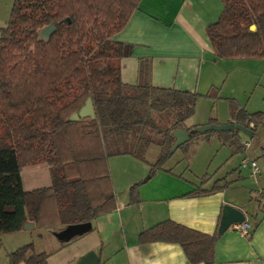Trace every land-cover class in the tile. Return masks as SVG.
Returning a JSON list of instances; mask_svg holds the SVG:
<instances>
[{
	"label": "trees",
	"instance_id": "1",
	"mask_svg": "<svg viewBox=\"0 0 264 264\" xmlns=\"http://www.w3.org/2000/svg\"><path fill=\"white\" fill-rule=\"evenodd\" d=\"M222 1L218 19L206 27L216 56L264 58V0ZM139 2L13 1L9 20L0 28V248L2 235L21 231L27 222L36 229L54 230L58 225L93 222L114 210L109 157L130 154L146 161L139 151L154 142L159 153L149 163L153 176L173 154L175 130L185 129L188 141L216 133L185 126L198 93L122 82L118 61L131 55L132 46L113 36L125 27ZM49 25L54 31L47 40L40 39L39 31ZM87 98L95 118L69 120ZM229 106L235 123L250 129L255 138L264 111L247 112L233 99ZM152 112L170 114L173 121L163 127ZM208 124L218 123L211 119ZM147 130L158 139L146 137ZM217 135L223 144L241 150L238 131ZM115 142L131 143L133 148L113 150ZM261 151L264 162V148ZM42 162L49 168L50 185L25 190L22 169ZM139 185L130 187L129 204L138 203ZM216 189L196 187L186 196ZM261 192L264 199V188ZM260 205L264 211V201ZM217 238L216 232L205 234L166 220L140 232L138 241L176 243L190 264H213ZM7 258L9 264H46L48 255L36 253L30 242Z\"/></svg>",
	"mask_w": 264,
	"mask_h": 264
},
{
	"label": "crops",
	"instance_id": "2",
	"mask_svg": "<svg viewBox=\"0 0 264 264\" xmlns=\"http://www.w3.org/2000/svg\"><path fill=\"white\" fill-rule=\"evenodd\" d=\"M13 1L0 0V9L5 7L0 14V28L8 22V11ZM223 7L222 0H140L137 10L132 13L125 27L113 36L115 41L132 46L131 55L118 61L123 83H149L153 87L213 97L210 100L213 102L212 109L207 112L199 109L197 99L191 116L194 119L190 125L185 124L187 128L206 125L211 119L218 124L235 122L230 113L231 99L241 109L253 113L252 109H247V103L240 102L235 92L237 58H218L206 35V27L218 19ZM229 78L231 83L226 86ZM226 89L229 94L223 95ZM219 103L221 111H218ZM261 128L264 129L263 126ZM238 138L242 148L237 172H226L224 176H206L200 182L187 178L182 172H176L186 157L183 151H174L171 158L177 154L176 163H165L161 170L144 181L142 178L149 173V163L152 161L147 163L130 154L109 157L107 164L116 197V208L99 215L91 222L92 228L87 233L65 243L53 236L50 232L53 229H42L37 233L36 242L33 240L35 252L48 255L46 264H78L80 257L89 251L96 252L98 264H190L179 244H140L139 233L166 220L205 234L218 233L223 207L230 205L244 212L245 222L250 227L247 233H241L230 225L218 234L213 264H264V211L260 205L264 199L257 198L251 202L249 199L252 189L238 175L241 169L249 170V176L262 175V187L256 191L262 193V171L261 174L254 175L250 165L243 167L242 162L245 159L255 161L261 168L264 163L261 159L264 133L257 142L242 138L239 134ZM186 142L200 145H197L199 150L194 152V156L200 151L205 165L211 164L215 152L221 146H228L216 134L201 135ZM204 146H207V151ZM156 154L157 152L151 155ZM128 158H132L131 161ZM119 160H137L132 165L133 172L129 167L122 169L124 177L119 172L117 174V168L114 170L112 163ZM187 168L190 169L189 164ZM21 177L25 190L46 187L51 183L50 171L44 162L24 167ZM256 182L259 183V180H255ZM138 183V203L129 204V189ZM214 186H218V189L213 192L186 196L196 187L211 190ZM258 211H262L263 215L258 217ZM31 229H34V224L30 229L13 232L19 239L16 248L32 240L21 235ZM0 264L9 262L5 260Z\"/></svg>",
	"mask_w": 264,
	"mask_h": 264
},
{
	"label": "rangeland",
	"instance_id": "3",
	"mask_svg": "<svg viewBox=\"0 0 264 264\" xmlns=\"http://www.w3.org/2000/svg\"><path fill=\"white\" fill-rule=\"evenodd\" d=\"M11 8L12 7H10L8 11V16H10L9 13L11 12L10 11ZM3 10H5V7L3 9H0V14L3 12ZM252 26L255 27L254 25ZM230 83H231V80L229 78V80L226 82V86L230 85ZM234 88L236 90L235 92L237 94V98H239L240 102H245L248 104L247 105L248 110L250 108L253 110V112L264 111V58H254V57L237 58V85H234ZM222 94L223 95L229 94L228 90L227 89L224 90ZM212 98L210 96L209 97L199 96L198 98L199 99V102H198L199 109L200 110L202 109V111L204 112H207L210 109H212L213 102H210ZM221 107H222L221 103H219L218 111H221ZM213 109H214L213 112H215L216 107H214ZM151 114L154 120L159 121V124L163 127H166L167 125H169L171 121H173V117L170 114L157 113V112H152ZM193 119L190 117L187 121H185V124L190 125ZM262 126L264 128V122L261 126H259L256 137L253 139L251 138V140H255V142L259 141V138L262 136V133H264V129L261 128ZM190 128L196 129L194 127H190ZM149 130H147L148 132H145L146 137L148 136L152 139H158V137H156V135ZM215 134L217 135V132L213 133V135ZM238 134L242 138L247 139V137L243 133L238 132ZM130 142H134V140H131ZM192 143H194V146ZM197 145L198 147H200L198 143L186 142L182 144L181 147L176 149L177 150L176 153H180L181 151H183L182 153L185 154L186 156L185 158H183V161H181L180 166L178 167V169H176V172H182L184 176H187V178L190 177L191 179L196 180L197 182H200V180H202V178L206 176L212 177L215 174L219 176H222V175L224 176L226 175V172H234V171L237 172L241 150L237 151L228 146H221L219 151L215 152V158H213V160L211 161V164L205 165L204 157L201 156L200 151L198 152L196 157L194 156L195 155L194 152L199 150V148H197ZM132 148L133 146H131V143L120 144V143L115 142L114 144L111 145V149L113 150L117 149V150L130 151L132 150ZM204 149L207 151L208 149L207 146H204ZM155 152H157L156 154L157 156L159 153V148L154 142L150 143L148 147L147 145H143L139 151V153L142 154V156L146 159L147 163L150 161L153 162V160H155L156 156L151 155V154H154ZM176 155H174L173 158H170L166 163H168V165L176 163L177 161L175 160ZM128 159H130L131 161L132 158H128ZM130 161L127 162L125 160H119L117 162H113L112 163L113 169L115 170V168H117L116 173L118 174L119 172V174H121L124 177L125 175L124 173H122V169L130 167L131 168L130 171L132 173L133 172L132 165L137 160H134V162H130ZM188 164L190 165V169L187 168ZM191 171L193 172L191 173ZM113 172L116 175L115 171ZM238 175L241 176L240 180L243 183L247 184L252 189L250 192L251 198L249 199L251 202H254L257 198L258 199L263 198L261 194L256 192L262 187V184H263L262 175L256 176V177L249 176V170L247 169H241L240 172H238ZM149 176H150L149 173H146L144 177L142 178V181H144ZM255 180H259V183L257 182L255 183ZM248 219L249 221L252 220L250 216H248ZM60 229H62V226L58 225L54 230L50 232L54 236V233L58 232ZM41 230L42 229L34 228V229L24 232L25 234H21V235H26L27 237L32 238V240L29 241L28 243L30 242L33 243V240L34 242H36L37 233L40 232ZM14 235L16 234L7 233V234H4V236L2 235L1 237L2 246L0 248V263L4 262L5 260L8 261V258L6 256L8 252H11V250L14 251L17 249L16 246L17 244H19V241H18L19 239L17 238L18 236H14ZM19 237H21L22 239V236H19Z\"/></svg>",
	"mask_w": 264,
	"mask_h": 264
},
{
	"label": "water",
	"instance_id": "4",
	"mask_svg": "<svg viewBox=\"0 0 264 264\" xmlns=\"http://www.w3.org/2000/svg\"><path fill=\"white\" fill-rule=\"evenodd\" d=\"M255 27H251V30H254ZM54 31L53 25H49L44 27L39 31V37L42 40H47L49 36ZM89 117L90 119L95 118V112L93 109L92 101L90 98H87L83 106L79 109L78 112L73 113L69 120L77 121L82 118ZM198 133H207V132H233L238 131L243 133L248 139L253 137V132L244 127L241 124L235 122H229L224 124H206L196 127L194 129ZM173 136L175 141L170 149V152L173 153L176 149H178L182 144H184L188 140V133L184 129H178L173 132ZM261 171L264 175V163L261 166ZM258 217L263 215L262 211L257 212ZM245 221V214L240 209L232 207L230 205H224L222 210V216L220 219V225L218 228V234L222 233L224 230L230 227V225L234 223H241ZM33 227L32 223H25L23 225V229L27 230ZM92 228L91 222H83V223H74L69 224L60 229L58 232L54 233L56 239L60 242H68L74 237L83 235L87 233ZM99 259L95 251H89L85 255L81 256L78 264H98Z\"/></svg>",
	"mask_w": 264,
	"mask_h": 264
},
{
	"label": "built area",
	"instance_id": "5",
	"mask_svg": "<svg viewBox=\"0 0 264 264\" xmlns=\"http://www.w3.org/2000/svg\"><path fill=\"white\" fill-rule=\"evenodd\" d=\"M250 165L251 169H252V173L254 175H258L261 174V168L260 166L255 162V161H248V160H243L242 162V166L246 167L247 165ZM233 229L241 232V233H247L250 225L248 222H241V223H234L232 224Z\"/></svg>",
	"mask_w": 264,
	"mask_h": 264
}]
</instances>
